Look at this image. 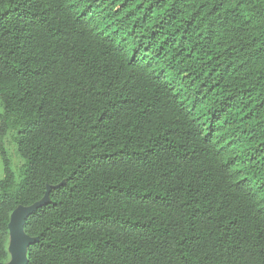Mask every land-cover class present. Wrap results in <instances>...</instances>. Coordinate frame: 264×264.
<instances>
[{
    "label": "trees",
    "instance_id": "trees-1",
    "mask_svg": "<svg viewBox=\"0 0 264 264\" xmlns=\"http://www.w3.org/2000/svg\"><path fill=\"white\" fill-rule=\"evenodd\" d=\"M0 145L1 262L264 264V0H0Z\"/></svg>",
    "mask_w": 264,
    "mask_h": 264
},
{
    "label": "water",
    "instance_id": "water-1",
    "mask_svg": "<svg viewBox=\"0 0 264 264\" xmlns=\"http://www.w3.org/2000/svg\"><path fill=\"white\" fill-rule=\"evenodd\" d=\"M58 185H48L44 198L30 206H18L11 214L9 222L10 243L9 252L11 259L0 264H28V248L31 244L38 241L37 237H32L25 232V223L28 217L39 208L50 203V191Z\"/></svg>",
    "mask_w": 264,
    "mask_h": 264
},
{
    "label": "rangeland",
    "instance_id": "rangeland-1",
    "mask_svg": "<svg viewBox=\"0 0 264 264\" xmlns=\"http://www.w3.org/2000/svg\"><path fill=\"white\" fill-rule=\"evenodd\" d=\"M2 144L7 148L11 155V159L13 162V168L16 170L19 164L21 163L20 157L17 155L16 150H15V144L9 134L6 136L2 137ZM4 175V167H3V162L1 159V145H0V178H2Z\"/></svg>",
    "mask_w": 264,
    "mask_h": 264
}]
</instances>
